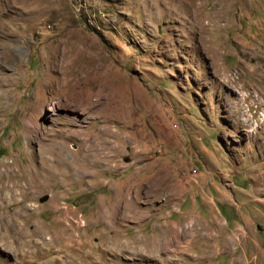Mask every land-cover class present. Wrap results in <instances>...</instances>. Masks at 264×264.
Wrapping results in <instances>:
<instances>
[{
    "label": "rangeland",
    "instance_id": "374dc122",
    "mask_svg": "<svg viewBox=\"0 0 264 264\" xmlns=\"http://www.w3.org/2000/svg\"><path fill=\"white\" fill-rule=\"evenodd\" d=\"M48 1L52 13H0L19 28L11 52L0 48V160L34 172L56 152L45 187L4 199L0 211L29 206L22 224H38L44 239L65 216L83 240L138 241L158 264H264V0ZM64 39L95 88L118 86L120 115L106 112V90L85 111L44 90ZM29 119L43 130L28 133ZM67 126L79 134L68 138ZM181 228L192 230L183 252ZM38 254L25 264L54 251ZM73 258L87 264L82 251Z\"/></svg>",
    "mask_w": 264,
    "mask_h": 264
},
{
    "label": "bare ground",
    "instance_id": "6f19581e",
    "mask_svg": "<svg viewBox=\"0 0 264 264\" xmlns=\"http://www.w3.org/2000/svg\"><path fill=\"white\" fill-rule=\"evenodd\" d=\"M190 1H188V3L190 6H192L194 3ZM2 2L3 3L0 4V13L1 11L8 12V8H19L15 7V5H19L20 7H22L23 5H27L29 7V10H27V12L30 17L33 16V14L37 13L39 15L46 12L52 13L53 10L51 1H48L45 4H43V0H4ZM196 5H198V3ZM9 16L10 17L6 18H1L2 16H0V44H3V46H0V48H2L4 52H11L13 42L15 40H18L16 37L14 38V36L17 35L19 28L14 24L12 16ZM202 17L203 16H201L200 14H197L194 17L195 23L199 22ZM67 42L68 41H66V39H64V41H61L62 46L60 50V56L56 58V63H54L53 61L52 64L49 63V65H47L46 67L47 72H51L50 74L52 76L50 75L48 78H46V80H44V82H42L44 90L46 89V91L48 92L47 94L52 92L63 93L54 97L57 99H62L61 101H57L58 104L60 103V105L64 107H71L74 109H80L82 111H85L86 108H88V105L95 103V100H97V97H99L100 93L105 90L111 95L112 102L113 97L116 95L114 92L117 91L118 86L113 88L114 85L108 86V83L106 82L99 83V87L95 88L97 80L95 81L94 79H91L87 64L79 63V59L83 57L71 56V53H73V51L75 52V50L67 45L70 44ZM50 59L51 61L54 60L55 56H52ZM93 97L94 99H92ZM54 98L48 95L43 100V102L50 101ZM40 107H42V105ZM123 107H125V105ZM51 110L53 111L54 108H51ZM121 110L122 108L116 105V102L110 103L109 101L106 112L114 116L120 115L121 113L119 112ZM84 118H86L85 115L83 119ZM71 119L72 118L70 117L65 118V123H70ZM27 128L28 133H38L39 131L43 130L41 124L38 121L32 119H29V125ZM69 128L70 126H67L63 131L68 133V138L73 137V134L75 136L79 134V130L77 128L74 129L72 127V130H69ZM93 144L91 145V147L93 146ZM100 144L101 143H98L96 145V148ZM46 155L47 156L43 158V162L41 164L43 166H40V168L37 171L35 170L34 172L30 168H24L16 165L12 160H0L1 176L7 172H11L19 176V179L10 180L9 178H6L4 180H0V205L5 201L4 199L6 198H16L24 194L26 196L28 195L26 193L33 194L37 190L45 187L46 183L44 182V179L47 178L49 176V173L51 172L50 168L52 167V165L50 161L53 162L56 159V152L53 148H48V153ZM108 160L106 163H108ZM114 192L118 193L119 190L117 188H114ZM31 210L32 209L29 208V206L23 204L17 206L11 212L0 211V250L6 254V256L4 257L5 259H7V257H10V264H25L26 262L33 263L35 258L40 255L38 254L39 250L47 248L48 250L53 249L54 255L45 260L38 261L37 264H51L56 261H64L66 264H84L76 262V260H74L73 258V254L80 251L84 252V261L87 262V264H99V262L101 263L102 260L104 262L106 260V264H109L110 261H114V264L115 261L117 262L122 258L130 259L133 264H158L159 259L156 258L155 254L151 253V248H149V246L141 244V242L138 241L115 240L111 242L104 241L97 244H91L88 241L83 240L81 238L82 233L81 235L80 233H74L75 228L72 226V223L67 219L65 220L66 217L62 215L59 219V229L57 231L58 233L44 239L43 230L38 224H35L32 228H25L22 224L24 213H30ZM62 212L65 215L66 212L69 211ZM83 227L84 223H77V228L82 229ZM188 229L185 228V230H182L181 228L180 232H177L175 234L176 239L174 240V243H176V251L183 252L185 248L190 247V242L192 240L188 239V236L190 235L192 230ZM159 242L161 243L162 241L160 240ZM159 242L157 244L158 246L163 243L162 242L160 244ZM164 243L165 244H162L161 246H165L166 244H168V241L165 240ZM160 249L161 247H159L157 250L159 251ZM163 249L165 251V248ZM92 250H96L97 254L94 256H88V254L86 253ZM134 256H138V262H135L136 258ZM237 261L238 264L242 263L241 260Z\"/></svg>",
    "mask_w": 264,
    "mask_h": 264
},
{
    "label": "water",
    "instance_id": "95a60500",
    "mask_svg": "<svg viewBox=\"0 0 264 264\" xmlns=\"http://www.w3.org/2000/svg\"><path fill=\"white\" fill-rule=\"evenodd\" d=\"M45 199H46V196L41 197V198H40V201H43V200H45Z\"/></svg>",
    "mask_w": 264,
    "mask_h": 264
}]
</instances>
